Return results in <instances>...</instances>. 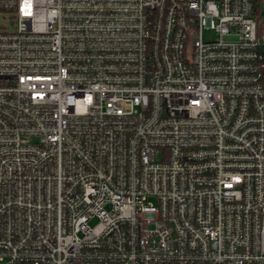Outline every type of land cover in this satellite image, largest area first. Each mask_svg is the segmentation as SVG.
Masks as SVG:
<instances>
[{
    "label": "built area",
    "instance_id": "1",
    "mask_svg": "<svg viewBox=\"0 0 264 264\" xmlns=\"http://www.w3.org/2000/svg\"><path fill=\"white\" fill-rule=\"evenodd\" d=\"M257 3L0 0V264H264Z\"/></svg>",
    "mask_w": 264,
    "mask_h": 264
},
{
    "label": "trees",
    "instance_id": "2",
    "mask_svg": "<svg viewBox=\"0 0 264 264\" xmlns=\"http://www.w3.org/2000/svg\"><path fill=\"white\" fill-rule=\"evenodd\" d=\"M261 2L262 0H258L254 13L256 19V25H257V33L259 35L264 34V21L261 19V13H260Z\"/></svg>",
    "mask_w": 264,
    "mask_h": 264
},
{
    "label": "rangeland",
    "instance_id": "3",
    "mask_svg": "<svg viewBox=\"0 0 264 264\" xmlns=\"http://www.w3.org/2000/svg\"><path fill=\"white\" fill-rule=\"evenodd\" d=\"M260 13H261V19L264 21V0L260 6ZM214 35L210 31H205L204 32V38H213Z\"/></svg>",
    "mask_w": 264,
    "mask_h": 264
},
{
    "label": "crops",
    "instance_id": "4",
    "mask_svg": "<svg viewBox=\"0 0 264 264\" xmlns=\"http://www.w3.org/2000/svg\"><path fill=\"white\" fill-rule=\"evenodd\" d=\"M262 2H263V0H262ZM262 2H261V4H262Z\"/></svg>",
    "mask_w": 264,
    "mask_h": 264
}]
</instances>
